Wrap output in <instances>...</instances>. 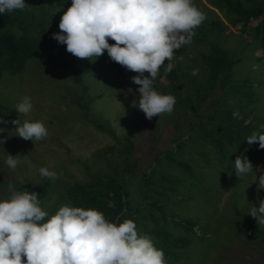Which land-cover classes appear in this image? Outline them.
I'll return each instance as SVG.
<instances>
[{
	"label": "trees",
	"instance_id": "1",
	"mask_svg": "<svg viewBox=\"0 0 264 264\" xmlns=\"http://www.w3.org/2000/svg\"><path fill=\"white\" fill-rule=\"evenodd\" d=\"M25 3L24 10L0 14V78L3 73L22 72L29 59L44 58L66 72L80 86L79 93H86L88 84L84 76L91 65L73 68L76 57L66 51V45L52 38L53 33L60 32L61 16L71 0H25ZM210 4L224 20L206 18L194 30L192 43L174 53L175 60L188 57L185 70L174 67L165 73L162 67L155 80L163 77L168 80L156 91L175 97L177 114L188 107L197 116L200 107L215 94L211 111L197 117V133L185 139L187 146L171 140L173 148L155 153L152 164L142 173L138 169L139 159L133 156V142L127 139L104 149L98 156L107 172L95 175L84 165L88 180L61 189L54 187L58 192L55 198L51 195V179L43 178L35 192L42 210L48 213L45 219L63 205L96 209L117 223L131 219L139 234L150 236L154 246L163 250L166 264H189L187 251L192 237L206 222L203 216L196 217L190 211L192 185L201 183V171L219 165L234 166L236 156L241 154L254 167L264 159V149L258 143L249 145L246 141L264 123V72L257 71L264 66V59L254 55L255 50L264 52V0H210ZM228 35L233 38L232 43L227 40ZM242 39L246 41L240 48ZM249 63L253 67L238 70V66ZM114 64L120 74L137 75ZM193 69L199 70L198 75H191ZM234 112L239 113L238 117ZM14 119L0 105V130L15 129L11 123ZM91 125L114 136L106 122L94 121ZM12 184L18 191L26 189L21 184ZM206 190L207 194L212 191L208 187ZM234 215L241 219L235 220L234 227L248 233L264 251V227L236 208Z\"/></svg>",
	"mask_w": 264,
	"mask_h": 264
},
{
	"label": "rangeland",
	"instance_id": "2",
	"mask_svg": "<svg viewBox=\"0 0 264 264\" xmlns=\"http://www.w3.org/2000/svg\"><path fill=\"white\" fill-rule=\"evenodd\" d=\"M193 3L208 20L216 17L224 20L210 0H193ZM227 40L232 43L233 38L228 35ZM244 40H240V48ZM254 55L264 59L261 50H255ZM171 63L185 70L189 60L184 57L174 59ZM85 64H90L91 69L84 76L88 90L83 94L79 93L80 86L66 72L44 58L27 60L25 69L20 73L2 74L0 105L21 122L26 119L42 121L48 129V136L44 140L32 142L15 136V129L0 130V200L10 195V183L21 184L29 192H35L43 180L38 171L41 167L58 174L56 180H51L52 189H61L76 181H87L89 176L84 165L95 175L101 171L107 172L98 156L104 149L127 139L133 142V156L139 159L140 173L145 172L152 164L155 153L173 148L171 140H176L177 144L183 142L187 146L188 141L185 139L199 129L195 124L197 117H203L211 111L215 94L200 107L197 116L188 107L177 114L175 106L171 115L161 114L149 120L138 107L132 106L133 101L139 98V85L134 84L127 74L118 73L106 50L95 61L76 57L73 68ZM247 67H253V64L238 66V70ZM258 69L264 72V66ZM144 75L147 76V72ZM155 83L156 90L164 87L168 80L163 77ZM24 96H29L33 104V110L27 116L15 110L16 104ZM94 121L106 122L114 136L94 128L91 125ZM8 154L20 155V163L15 170L5 163ZM263 161L257 165L262 170ZM253 170L256 172V166ZM200 174L203 176L201 183L192 185V197L189 198L193 205L190 211L196 217L203 216L206 222L192 237V244L187 251L189 264H264V251L257 246L256 240L234 227L235 220H241L234 215L235 208L239 212H246L248 218L257 222L249 212L264 199V190H257L255 174L238 178L234 166L225 168L221 165L209 171L202 170ZM260 174L256 172L257 176ZM207 187L212 190L210 194H207ZM51 195L55 198L58 192L53 189ZM252 244L255 248H251Z\"/></svg>",
	"mask_w": 264,
	"mask_h": 264
},
{
	"label": "clouds",
	"instance_id": "3",
	"mask_svg": "<svg viewBox=\"0 0 264 264\" xmlns=\"http://www.w3.org/2000/svg\"><path fill=\"white\" fill-rule=\"evenodd\" d=\"M26 7L25 0H0V14ZM205 19L193 0H71L61 16L60 32L53 33L52 38L80 59L95 61L106 50L112 61L137 73L131 79L139 85V98L132 106L151 120L161 114L171 115L176 103L173 95L154 88L160 69L172 71L175 51L192 43L194 30ZM198 73L193 69L191 75ZM15 110L29 115L33 110L31 98L22 97ZM233 115L238 117L239 113ZM11 123L15 136L25 141H41L48 136L42 121L21 122L17 118ZM246 141L264 149V123ZM19 156L8 154L6 165L15 170ZM253 168L246 156H236L235 175L241 178L254 173L257 190H264V170L256 166V172L261 173L257 176ZM38 171L43 178L57 179L58 174L47 167ZM8 191L10 195L0 200V264H166L163 250L154 246L150 236L139 234L131 219L117 223L99 210L69 205L45 219L48 213L42 210L36 192L18 191L11 183ZM249 215L264 225V199L250 209Z\"/></svg>",
	"mask_w": 264,
	"mask_h": 264
}]
</instances>
